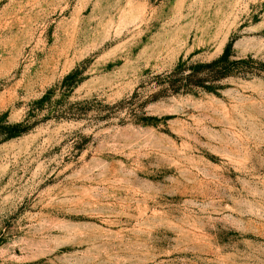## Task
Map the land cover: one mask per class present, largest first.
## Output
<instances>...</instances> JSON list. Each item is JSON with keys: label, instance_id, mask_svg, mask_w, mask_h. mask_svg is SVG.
Returning a JSON list of instances; mask_svg holds the SVG:
<instances>
[{"label": "rangeland", "instance_id": "1", "mask_svg": "<svg viewBox=\"0 0 264 264\" xmlns=\"http://www.w3.org/2000/svg\"><path fill=\"white\" fill-rule=\"evenodd\" d=\"M0 264H264V0H0Z\"/></svg>", "mask_w": 264, "mask_h": 264}, {"label": "trees", "instance_id": "2", "mask_svg": "<svg viewBox=\"0 0 264 264\" xmlns=\"http://www.w3.org/2000/svg\"><path fill=\"white\" fill-rule=\"evenodd\" d=\"M227 54H228V52L226 51L225 54L220 59L221 62H226V60H227Z\"/></svg>", "mask_w": 264, "mask_h": 264}]
</instances>
